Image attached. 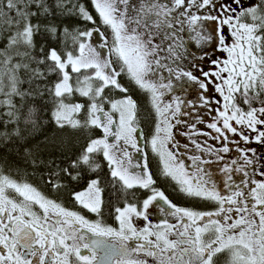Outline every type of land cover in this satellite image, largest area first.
<instances>
[{"label":"snow or ice","instance_id":"6c2138e0","mask_svg":"<svg viewBox=\"0 0 264 264\" xmlns=\"http://www.w3.org/2000/svg\"><path fill=\"white\" fill-rule=\"evenodd\" d=\"M0 264H264V0H0Z\"/></svg>","mask_w":264,"mask_h":264},{"label":"trees","instance_id":"16d2710c","mask_svg":"<svg viewBox=\"0 0 264 264\" xmlns=\"http://www.w3.org/2000/svg\"><path fill=\"white\" fill-rule=\"evenodd\" d=\"M41 139L43 138L42 136L40 137ZM169 191H171V189L169 188Z\"/></svg>","mask_w":264,"mask_h":264}]
</instances>
